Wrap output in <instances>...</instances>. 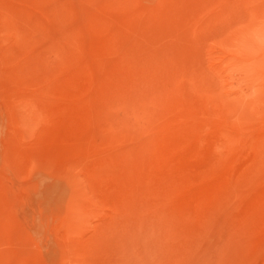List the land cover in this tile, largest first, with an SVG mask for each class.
I'll return each mask as SVG.
<instances>
[{
    "label": "rangeland",
    "instance_id": "obj_1",
    "mask_svg": "<svg viewBox=\"0 0 264 264\" xmlns=\"http://www.w3.org/2000/svg\"><path fill=\"white\" fill-rule=\"evenodd\" d=\"M0 264H264V0H0Z\"/></svg>",
    "mask_w": 264,
    "mask_h": 264
}]
</instances>
